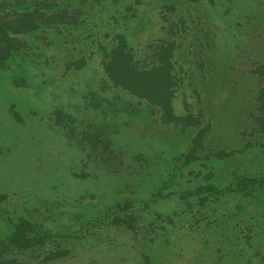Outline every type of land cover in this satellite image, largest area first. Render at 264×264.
<instances>
[{
    "label": "rangeland",
    "instance_id": "374dc122",
    "mask_svg": "<svg viewBox=\"0 0 264 264\" xmlns=\"http://www.w3.org/2000/svg\"><path fill=\"white\" fill-rule=\"evenodd\" d=\"M24 9L70 23L17 35L0 69V258L264 264V0H0ZM116 35L138 69L170 48L172 111L192 125L112 86ZM20 218L46 238L6 249Z\"/></svg>",
    "mask_w": 264,
    "mask_h": 264
},
{
    "label": "trees",
    "instance_id": "16d2710c",
    "mask_svg": "<svg viewBox=\"0 0 264 264\" xmlns=\"http://www.w3.org/2000/svg\"><path fill=\"white\" fill-rule=\"evenodd\" d=\"M46 22L52 24H69L64 10H58L47 15L38 9H24L12 15L0 16V69L11 54L22 45L17 35H24L36 30ZM114 45L105 53L101 65L112 86H118L131 95L146 100L148 103L157 106L161 113L159 120L163 123L184 121L186 125H192L194 119L190 115L179 117L173 114L170 100L173 97V81L170 63V48H165L157 55L156 63L148 68L138 69L131 60V54L125 49V41L122 35L115 36ZM261 70L259 74H262ZM256 111L253 121L258 127L259 133L264 135V80L257 91ZM184 124V125H185ZM223 156L225 153H219ZM251 179L240 178L236 180L233 191H242ZM202 191L218 192L209 184L199 188ZM46 238L45 233H33L30 224L18 219L6 237L3 247L6 249H27L40 244ZM12 259L0 258V264H14Z\"/></svg>",
    "mask_w": 264,
    "mask_h": 264
}]
</instances>
